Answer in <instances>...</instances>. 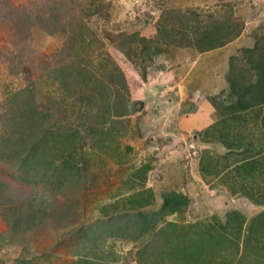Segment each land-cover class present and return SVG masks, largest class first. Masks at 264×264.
Returning <instances> with one entry per match:
<instances>
[{
	"label": "rangeland",
	"instance_id": "obj_1",
	"mask_svg": "<svg viewBox=\"0 0 264 264\" xmlns=\"http://www.w3.org/2000/svg\"><path fill=\"white\" fill-rule=\"evenodd\" d=\"M102 3L97 16L84 17L96 39L88 48L72 50L60 37L33 32L17 49L0 23V117L18 100L12 95L27 90L49 129L82 136L69 152L80 174L60 182L53 172L42 180L39 171L26 181L19 160L0 157V264H158L217 225L230 230L223 231L233 238L226 246L239 240L242 248L244 239L247 264H264V175L235 171L251 153L264 163V106L240 108L256 80L247 60L264 43V0ZM191 10L183 47L168 46L181 25L165 16ZM217 27L227 35L224 46L202 51L204 29ZM173 51L194 53L175 60ZM67 64L76 71L63 100L50 72ZM198 108L212 122L192 131L184 118ZM229 122L243 131L230 153L221 143ZM211 165L227 169L212 174ZM171 194L187 202L168 214L163 198Z\"/></svg>",
	"mask_w": 264,
	"mask_h": 264
},
{
	"label": "trees",
	"instance_id": "obj_2",
	"mask_svg": "<svg viewBox=\"0 0 264 264\" xmlns=\"http://www.w3.org/2000/svg\"><path fill=\"white\" fill-rule=\"evenodd\" d=\"M0 2V23L7 25L10 29V42L12 44L14 41L13 45L17 49L30 39L33 32H39L49 37H60L72 50L76 47L81 48V46L85 48L91 47L96 39L93 31L84 22V17L92 18L104 9L102 0H87L85 4L82 2L77 3L75 0H31L19 7H15L11 0H0ZM84 5H87L88 13L85 12ZM106 5L108 6L107 3ZM178 13L182 12H172L171 15L173 17L171 15L169 17L165 16V23H173L174 20V22L181 25L179 28L176 27L174 29L175 32L169 37L171 42L167 43L168 46L183 47L182 39H184V36H188V31L191 28L184 27V25L191 24L193 15H195L192 10L184 12L183 15H178ZM182 28H185V30ZM221 29L222 27H217L215 32L207 28L204 29L199 39L202 51H210L224 46L227 40L223 39L227 35L221 34ZM165 32L170 35L166 24ZM193 41L197 42L198 38L193 39ZM261 46L262 48L260 49L256 47V51H249L250 56L247 62L256 80L249 83L246 87L245 95L249 96L246 103L243 102L241 107L239 106L243 109H256L264 106V43ZM72 70L76 71L72 64H67L56 66V69L52 68L50 72L53 75V80L60 82L58 89L66 95L62 96L63 100L72 95L70 90L72 89V82L70 81L73 77ZM12 96L15 99L18 98V100L12 103V107H7L0 117V157L6 155V159L11 157L19 160L21 163L20 168H24L21 174L26 181L29 179V174L35 171H39L42 180L45 178V174L53 172L58 182H60L61 177L68 176V173L78 176L80 170L76 160L73 163L70 161L71 155L69 152L75 149L76 144L80 145L79 140L82 138L81 135L79 136L80 133L69 130H63L61 133L54 129H49L47 127L49 122L48 115L43 117L37 113L38 104L35 97L30 92L27 96V90L19 91ZM226 126L227 128L224 132L226 134L225 140L221 143L230 153L234 146L238 149L239 145L236 144V141H238L237 137L243 136V131L236 130L230 122ZM227 137L229 138L226 140ZM229 139L230 142H227ZM233 140L235 141L233 142ZM54 154L57 157H54ZM259 155L257 152L251 153L245 157V162H236L235 171H238L239 174L244 173L243 175L248 179L264 175V163L261 160L263 157ZM50 156L52 157L47 160ZM226 169L227 166L223 167L222 171L216 170L211 165V168L206 171L212 174H221ZM56 172L58 174H55ZM186 202V198L182 195H165L163 198V210L168 214L179 212L181 207L183 208L186 205ZM262 217H257V219ZM30 226L35 227L36 225L32 221L27 228ZM217 227L218 225L215 228L212 227L211 231H206L204 237L197 241L188 239L186 245L190 243L191 250L190 247L182 250L179 248L169 250L165 253L168 258L165 261L158 262V264H247L242 257L245 252V248H243L244 239H242L241 243L242 248L239 240L236 243L234 242V247L232 245L228 247L224 242H227V240L233 241V238H227V234L223 232L227 231L225 227L222 230H218ZM229 231L228 229L227 232L229 233ZM249 231L250 234L254 232V227L250 228L249 226ZM239 239H241V236ZM171 255L174 257L173 261H170ZM82 262H84L83 258H81L80 262H74V264H84ZM257 262H259L258 259ZM146 264L157 263L150 260Z\"/></svg>",
	"mask_w": 264,
	"mask_h": 264
},
{
	"label": "crops",
	"instance_id": "obj_3",
	"mask_svg": "<svg viewBox=\"0 0 264 264\" xmlns=\"http://www.w3.org/2000/svg\"><path fill=\"white\" fill-rule=\"evenodd\" d=\"M193 53H194V51H173V56H170V59L177 60V59H179L180 56H183L184 54H186L190 59V57H192ZM200 55L201 54H199V56ZM206 101H204V100L201 101V104L203 105V107H205L208 104L207 103L208 101L207 102ZM205 113H206L205 110H204V113H202L201 111H199V108H198L197 112L194 113L193 115H189L190 117L188 119L184 118L186 120V122L184 121L183 125H186L187 129H190L192 131L202 130V126H204L205 124L209 125V123L211 124V122H212L210 115L208 116Z\"/></svg>",
	"mask_w": 264,
	"mask_h": 264
}]
</instances>
